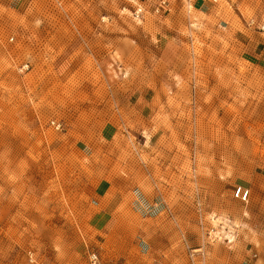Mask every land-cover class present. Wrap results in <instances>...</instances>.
<instances>
[{
  "label": "rangeland",
  "instance_id": "374dc122",
  "mask_svg": "<svg viewBox=\"0 0 264 264\" xmlns=\"http://www.w3.org/2000/svg\"><path fill=\"white\" fill-rule=\"evenodd\" d=\"M193 1L0 0V264L264 253V0Z\"/></svg>",
  "mask_w": 264,
  "mask_h": 264
},
{
  "label": "crops",
  "instance_id": "0c3cea01",
  "mask_svg": "<svg viewBox=\"0 0 264 264\" xmlns=\"http://www.w3.org/2000/svg\"><path fill=\"white\" fill-rule=\"evenodd\" d=\"M222 1L226 2L228 5L232 6L233 9L237 10L239 12L240 10V5L242 4V0H194L193 1V7L191 6V8H193L195 11L201 12L202 14L204 13H218L219 10H221L223 8V3ZM242 6V5H241ZM221 18H225V19H232L229 20L231 23L236 22L235 17H231L227 15H225L224 12H221ZM249 198H250V192H249ZM252 252V251H251ZM250 251H246L243 253L242 257L240 258L242 261V264H246V263H252L253 262V258H260V256L262 255V259H259L257 261H255L253 264H264V253L261 252L258 255L252 256ZM256 254V253H255ZM256 260V259H255Z\"/></svg>",
  "mask_w": 264,
  "mask_h": 264
},
{
  "label": "built area",
  "instance_id": "2783aa9c",
  "mask_svg": "<svg viewBox=\"0 0 264 264\" xmlns=\"http://www.w3.org/2000/svg\"><path fill=\"white\" fill-rule=\"evenodd\" d=\"M236 198L241 199L246 202L249 200V192L244 191L242 188H239L236 192ZM89 262L90 264H101V260L96 253H92L90 255Z\"/></svg>",
  "mask_w": 264,
  "mask_h": 264
}]
</instances>
